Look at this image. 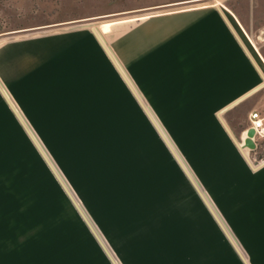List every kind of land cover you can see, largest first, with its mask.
<instances>
[{"label": "rangeland", "instance_id": "374dc122", "mask_svg": "<svg viewBox=\"0 0 264 264\" xmlns=\"http://www.w3.org/2000/svg\"><path fill=\"white\" fill-rule=\"evenodd\" d=\"M211 1L0 0V46L89 27L110 66L84 69L82 87L56 74L0 82V264H241L235 245L261 262L238 226L252 169L216 107L171 99L156 121L148 69H121L106 45L160 5ZM221 1L264 64V0ZM229 112L243 126L247 107ZM244 152L264 163V141Z\"/></svg>", "mask_w": 264, "mask_h": 264}, {"label": "crops", "instance_id": "0c3cea01", "mask_svg": "<svg viewBox=\"0 0 264 264\" xmlns=\"http://www.w3.org/2000/svg\"><path fill=\"white\" fill-rule=\"evenodd\" d=\"M176 4L160 5L168 8L148 12V17L129 25L118 36L116 49L106 42L110 54L113 56L109 48L121 69H148L150 110L156 121L161 119L153 106L169 105L171 99H184L186 106L197 107L201 115H206L207 107H216L221 124L219 111L242 105L247 112L240 128L232 112H223L222 116L232 132L239 129L246 136L252 113L258 111L264 118V64L255 57L238 26L245 35L247 31L222 1L170 8ZM84 69H110L101 41L89 27L78 33L10 41L0 46V82L6 90L30 88L8 87L5 83L26 73L31 74L29 82L56 74L82 87L89 75ZM247 163L252 170L239 179L244 181L245 189L241 190L251 209L237 214L238 226L251 236L250 244L260 251L261 262L250 257V248L243 254L235 247L241 264H264V163L253 164L255 168ZM229 231L233 233L230 227ZM250 244L248 241L246 246Z\"/></svg>", "mask_w": 264, "mask_h": 264}, {"label": "water", "instance_id": "95a60500", "mask_svg": "<svg viewBox=\"0 0 264 264\" xmlns=\"http://www.w3.org/2000/svg\"><path fill=\"white\" fill-rule=\"evenodd\" d=\"M233 105H230V106L222 109L221 111H219L218 115H219L223 125L225 126V128L227 129V131L229 132V134L231 135V137L233 138V140L235 141V143L237 144V146L239 147V149L241 150L243 155L245 156L246 160L249 161V163H251L253 165V163L251 162L249 156H247L246 153L244 152V148L248 147V148H251V149H255L257 147V143L255 142V139H254L255 134H256V130L250 124L246 128V137L243 139V145H241V141L237 139V137L232 132V130L230 129V127L228 126V124L226 123V121L224 120V118L222 116V113L225 112L226 110H228L229 108H231ZM253 167L255 168L254 165H253Z\"/></svg>", "mask_w": 264, "mask_h": 264}, {"label": "built area", "instance_id": "2783aa9c", "mask_svg": "<svg viewBox=\"0 0 264 264\" xmlns=\"http://www.w3.org/2000/svg\"><path fill=\"white\" fill-rule=\"evenodd\" d=\"M251 125L255 128V142L257 143V147H259V143L264 141V118L260 115L258 111L252 113L251 116ZM255 148V149H256ZM264 160H262L263 162Z\"/></svg>", "mask_w": 264, "mask_h": 264}, {"label": "bare ground", "instance_id": "6f19581e", "mask_svg": "<svg viewBox=\"0 0 264 264\" xmlns=\"http://www.w3.org/2000/svg\"><path fill=\"white\" fill-rule=\"evenodd\" d=\"M221 1V0H219ZM219 1H216V3H220ZM212 2V1H211ZM209 3V2H208ZM207 3V4H208ZM205 5V4H204ZM149 15V14H148ZM144 18V17H142ZM115 22L114 21H106L104 23H102V30L101 32L103 33H108L109 31H111V28H112V25L114 24ZM93 26L96 28V29H99V24H93ZM113 54V53H112ZM115 56V55H113ZM116 57V56H115ZM117 59V58H116ZM122 64V63H121ZM123 66V65H122ZM72 71V70H71ZM127 71V70H126ZM128 74V73H127ZM186 161V160H185ZM249 162V161H248ZM195 175V174H194ZM202 188V187H201ZM203 191V189H202Z\"/></svg>", "mask_w": 264, "mask_h": 264}]
</instances>
